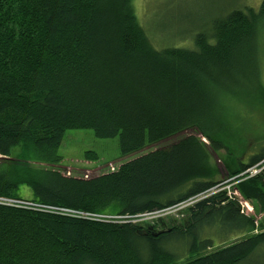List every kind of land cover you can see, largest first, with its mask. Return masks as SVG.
Here are the masks:
<instances>
[{
	"label": "trees",
	"instance_id": "obj_1",
	"mask_svg": "<svg viewBox=\"0 0 264 264\" xmlns=\"http://www.w3.org/2000/svg\"><path fill=\"white\" fill-rule=\"evenodd\" d=\"M263 40L264 0L192 49H156L133 0H0V264L244 263L264 217L228 189L264 212V170L249 174L264 148L248 135L249 111L264 114ZM68 129L117 138L121 156L177 138L88 177L61 165Z\"/></svg>",
	"mask_w": 264,
	"mask_h": 264
},
{
	"label": "rangeland",
	"instance_id": "obj_2",
	"mask_svg": "<svg viewBox=\"0 0 264 264\" xmlns=\"http://www.w3.org/2000/svg\"><path fill=\"white\" fill-rule=\"evenodd\" d=\"M262 0H133L135 14L140 25L146 31L148 38L156 49H162L167 46L181 48H193L192 38L198 32H207L210 34L212 22L223 17L233 8L245 9L252 7L256 9ZM260 65L261 81L264 86V40L260 44ZM252 120L249 121V143L253 149L264 148V114L256 115V112L249 111ZM257 117V118H256ZM176 137L166 139L157 145L146 146L143 150L137 151L126 156H121L118 148L117 138H98L91 129H68L59 153L63 156L61 165L65 167L66 174L77 176H94L118 168L122 163L130 161L141 154L159 147L166 146L176 140ZM86 151L95 152L97 160L84 159ZM251 152V150H249ZM213 161L218 167H222L216 154H212ZM264 160L259 164V168H253L255 172H249L250 175L264 170ZM251 170V171H252ZM225 188V187H224ZM228 193L238 194L240 198L248 203L249 208L242 207L244 213L254 216L258 225L264 217V212L256 213L250 200H245L237 189H228ZM238 197V198H239ZM239 198V200H240ZM181 206L168 212L159 214L160 216H169L172 219L180 218L177 211L184 208ZM156 215V216H159ZM149 219V217H146ZM215 234H224L225 230L215 229ZM254 233V232H253ZM247 233L229 234L223 236H213L214 249L221 245L234 242L247 236ZM220 239V240H219ZM222 240V241H221ZM179 244L175 245L177 248ZM175 248V249H176ZM185 259V258H183ZM183 259L179 260L182 261ZM242 264H264V245L259 246L249 258Z\"/></svg>",
	"mask_w": 264,
	"mask_h": 264
},
{
	"label": "built area",
	"instance_id": "obj_3",
	"mask_svg": "<svg viewBox=\"0 0 264 264\" xmlns=\"http://www.w3.org/2000/svg\"><path fill=\"white\" fill-rule=\"evenodd\" d=\"M264 168V167H263ZM250 172H255V170H252V171H250ZM236 197H237V199H238V202H239V204H240V206H241V208L244 206V207H246V208H248L249 209V211H252V209L251 208H249V206H248V203L246 202V201H244L242 198H240L239 196H238V194L236 195V194H234ZM240 198V200H239V198ZM186 205H188V204H186ZM183 206H185V205H183ZM243 209V208H242Z\"/></svg>",
	"mask_w": 264,
	"mask_h": 264
},
{
	"label": "water",
	"instance_id": "obj_4",
	"mask_svg": "<svg viewBox=\"0 0 264 264\" xmlns=\"http://www.w3.org/2000/svg\"><path fill=\"white\" fill-rule=\"evenodd\" d=\"M162 232H163V230H160V231H158V232H154V231H152L151 234H152L153 236H157L159 233H162ZM139 234H141V235H146V234H148V230L141 229V230H139Z\"/></svg>",
	"mask_w": 264,
	"mask_h": 264
},
{
	"label": "bare ground",
	"instance_id": "obj_5",
	"mask_svg": "<svg viewBox=\"0 0 264 264\" xmlns=\"http://www.w3.org/2000/svg\"><path fill=\"white\" fill-rule=\"evenodd\" d=\"M158 220V219H157Z\"/></svg>",
	"mask_w": 264,
	"mask_h": 264
}]
</instances>
